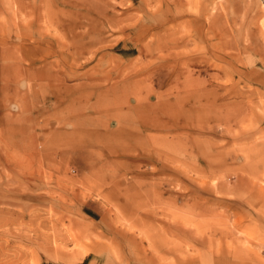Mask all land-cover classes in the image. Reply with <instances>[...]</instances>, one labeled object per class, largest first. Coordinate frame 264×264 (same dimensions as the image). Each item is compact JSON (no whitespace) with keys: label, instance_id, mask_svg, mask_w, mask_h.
<instances>
[{"label":"rangeland","instance_id":"rangeland-1","mask_svg":"<svg viewBox=\"0 0 264 264\" xmlns=\"http://www.w3.org/2000/svg\"><path fill=\"white\" fill-rule=\"evenodd\" d=\"M0 264H264V0H0Z\"/></svg>","mask_w":264,"mask_h":264},{"label":"bare ground","instance_id":"bare-ground-1","mask_svg":"<svg viewBox=\"0 0 264 264\" xmlns=\"http://www.w3.org/2000/svg\"><path fill=\"white\" fill-rule=\"evenodd\" d=\"M128 97H129V96H128ZM128 97H127V98H128ZM119 99H121V98H119ZM119 99H118V100H119ZM121 100H122V99H121ZM124 101H125V100H124ZM119 102H121V101H119ZM121 103H122V102H121ZM121 103H120V104H121ZM120 106H121V105H120ZM115 107H116V106H115ZM115 107H114V108H115ZM98 118H99V117H98ZM76 122H77V121H76ZM80 122H81V121H80ZM77 123H78V122H77ZM81 123H82V122H81ZM79 124H80V123H79ZM77 126H78V125H77ZM78 127H79V126H78ZM80 127H82V126H80ZM86 128H87V127H86ZM81 129H82V128H81ZM85 130H86V129H85ZM70 133H71V132H70ZM74 137H75V136H73V138H74ZM73 138H72V139H73ZM78 138L80 139V137H78ZM68 139H69V138H68ZM68 139L66 138V139H64V140H62V141H59V143H67V144H68V143H69V140H68ZM71 141H74V140H71ZM79 142H80V141H79ZM84 148H85V147H84ZM112 151H113V150H112ZM113 154L115 155V153H113Z\"/></svg>","mask_w":264,"mask_h":264}]
</instances>
